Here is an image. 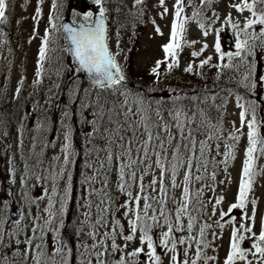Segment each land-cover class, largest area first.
Listing matches in <instances>:
<instances>
[{
  "label": "rangeland",
  "instance_id": "obj_1",
  "mask_svg": "<svg viewBox=\"0 0 264 264\" xmlns=\"http://www.w3.org/2000/svg\"><path fill=\"white\" fill-rule=\"evenodd\" d=\"M52 2L53 0H42V3L40 0H10L6 13L7 20L0 24V221H4L2 226L9 233L18 230L16 222H19V229H23L25 234H30L33 217L39 216L41 223L48 218L44 209L48 205L49 198L57 208L59 207L57 200L58 196L62 195L65 181L59 177L54 181L51 174L60 170L63 158L61 152L64 142L63 130L65 125L71 123L73 144L77 152L74 163L69 169L73 191L62 217L63 226L60 227L61 217L58 216L52 227L54 229L59 227L61 239L72 248L70 264H80V253L83 251L81 245L92 243L88 234L92 231V224L97 218L95 205L99 200L98 196L88 195L89 185L83 181L86 176L93 175L94 169L87 165L94 164L98 168L105 158L103 151L97 156V152L93 150L102 149L105 146L104 141L87 135L92 125L85 117L94 119L93 113L100 110L97 106L89 109L87 105L90 102L98 100V103L103 104L107 110L113 102L120 104L124 100L121 93L128 92L132 94L129 96L130 103L140 96L152 102V107L155 109L157 102H160L165 117L175 102L194 119L195 123L192 125L194 134L196 127L203 121L205 124L222 125L224 129L222 135L227 138L228 133L233 130V123L235 127H240L241 109L237 107V95L245 98L242 103L246 101L257 103L258 117L264 119V101L259 98V95L264 93V87L258 84L253 91L244 86L245 67L241 58H234L231 61L233 65H240L238 69L214 66L229 62L227 56L220 60L219 54L215 51L217 36L214 30L222 29L219 33L222 51L234 52L236 36L231 25L225 23V18L231 14L232 20L239 21L240 26L243 27L244 18L250 16L247 10L241 13L231 7L233 4H239L240 0H211L210 4H204L202 0H186L184 15L191 17L192 13L202 11V22L213 30L205 36L204 29L199 27L201 18L189 19L186 25L187 31L182 37V49L178 50L179 66L169 72L167 64H161L159 77L151 70L157 60L165 58L163 45L170 39L172 6L175 0H165L169 11L163 16L161 13L164 9L159 0H144L140 5H135L134 0H104L103 6L107 10L108 46L125 76L122 84L116 86L115 95L112 94V89L95 87L81 78L67 55L63 36L60 33V24L66 17L74 22L85 23L83 17L91 12L92 19L86 23H92L93 18L98 16L101 5H84L83 0H59L58 11L52 13ZM38 6L41 15L37 23L33 17L36 16ZM187 8L190 9L188 14H186ZM50 14L53 15L56 29L50 26ZM217 16L219 19L216 18ZM157 26L162 35L156 32ZM259 29L260 26L257 25L254 30L258 32ZM46 30L50 32L48 52L38 78L36 72L39 66V49ZM226 37L230 39V44L225 42ZM185 40L188 43H184ZM193 41L194 44L191 43ZM256 43L258 46L255 48L254 56L249 57L258 70L254 71L253 79L264 75V46H259V41ZM204 44L208 47L203 53L193 57L192 52H200ZM208 57H212L210 63L200 68V61ZM190 63L193 65V72H185L184 69ZM37 79L39 83L35 82ZM177 97L179 100L176 99ZM66 111L69 112L68 118L64 115ZM200 113L203 115L201 116ZM151 115L152 119L159 123L154 110ZM104 123L106 121L100 124L101 134ZM243 131L245 135L236 144V158L229 160L227 171L225 165L221 163L224 160V142L219 141L220 149L217 154L215 149L217 141H209L211 151L208 159L214 162L208 166L206 173L208 178L193 186L204 189L202 201L206 207L201 222L206 221L213 225L207 230V237L212 242V246L206 252L207 255L216 257L214 264H223L229 250L233 224L227 223L229 217H225L221 221L225 225L221 230L215 221L220 220V211L227 212L229 206L236 202L247 147L246 126ZM207 135V132L202 131L197 138L205 140ZM261 135H264V127L261 128ZM228 143L233 141L229 140ZM57 156L61 157L60 161L54 159ZM255 165L258 171L264 169V155H260L255 160ZM201 171L203 172V169ZM213 171L216 173L214 181L211 179ZM182 178L183 169L177 182L182 181ZM22 179L26 183H22ZM107 179L113 211L105 215L109 221L112 218L120 219L127 231V221L122 215L124 209L120 208L126 197L117 190L114 166ZM150 179L151 176L145 177V183ZM92 187L99 189L101 184L97 181ZM53 188L56 189L57 195H53ZM133 191L135 192V188ZM174 195L178 199L180 189H175ZM220 196H223L224 200L216 206V214L213 215V205ZM253 199L256 201L254 231L258 234L261 222L264 220V172H260L254 178L249 201ZM12 205H16L20 210L17 220L9 217ZM172 207L174 208L175 205L173 204ZM246 211L248 215L252 214L250 202ZM85 213H90V216L86 217ZM231 215L235 216V226L238 227L242 210H233ZM105 230L100 228L101 233ZM196 232L198 226L193 234L195 235ZM213 232L219 238L213 240ZM54 236V232H49L45 237L49 252L55 245ZM117 242L123 244L120 238ZM137 246L138 241H134L125 251H131ZM250 246L251 241L248 240L242 244L245 248ZM19 247L22 248L23 245ZM16 248L14 240L6 237L3 246H0V257L8 259H0V264H9V262L21 264V258L13 256ZM157 252L161 255L163 264H170L171 253L164 255L159 248ZM119 255L120 253H116L114 256H107L108 264H114ZM249 259L253 258L250 256ZM28 264H31L30 260ZM139 264H144L143 256L140 257ZM237 264H243V261H238ZM253 264H257V261L253 260Z\"/></svg>",
  "mask_w": 264,
  "mask_h": 264
},
{
  "label": "snow or ice",
  "instance_id": "obj_2",
  "mask_svg": "<svg viewBox=\"0 0 264 264\" xmlns=\"http://www.w3.org/2000/svg\"><path fill=\"white\" fill-rule=\"evenodd\" d=\"M42 3V0H40ZM104 0H95L99 8V14L92 23L86 21L92 19V13H87L83 19L85 23L78 27L63 26L71 42L72 51L79 65V69L86 70L92 75L94 86L102 89H112L115 95L116 86L122 84L125 80L122 69L116 62L115 56L110 52L105 22L107 19L106 8L103 6ZM144 0H134L135 5H140ZM164 11L161 16L168 13L169 9L165 0H159ZM204 4H210L211 0H202ZM10 0H0V24L7 20L6 10ZM59 7V0H53L52 13H56ZM173 19L171 22V32L169 42L163 45L165 53L164 60H157L152 73L159 77L161 64H167V70L172 71L174 67L179 66L178 50L182 49V37L186 33V25L189 19L201 18L199 27L204 29V35L209 34L210 27L202 22V11L192 13L191 17L184 15L186 0H175L173 4ZM231 7L236 11L243 13L247 10L250 16L244 18L243 27L239 21H233L231 14L225 18V23L231 25L236 36L235 51L224 52L221 49L219 33L222 29L214 30L217 40L214 45L215 51L219 54V59L228 57L227 64L214 65L217 68H229L240 65H233L231 61L234 58H241L245 67L243 75L244 86L250 90H255L259 84L264 87V75L258 79H253L255 69L253 61L249 57L254 56L255 48L264 46V0H240L239 4H233ZM41 15V9L38 6L36 16L33 19L38 23V17ZM215 15V14H214ZM219 19V17H216ZM49 23L52 29H56L53 15H49ZM155 23V21H153ZM259 25V31L255 27ZM156 32L161 34L160 28L156 27ZM48 30L42 39L39 49V61L36 75L39 78L43 69V62L46 59L49 45ZM243 36V39H241ZM184 43H188L186 40ZM192 44L195 41L191 42ZM208 47L204 44L200 52H192L193 57L200 56ZM169 57L171 61L169 62ZM212 57L201 60L199 67L208 65ZM185 72H193V65L190 63ZM39 83V79L35 81ZM19 91V89L17 90ZM78 94V92H77ZM124 100L120 104L113 102L111 107L105 110L103 104L90 102L87 107H99V111L94 112V119H85L92 125L87 133L90 138H98L104 141L102 149H93L97 152L103 151L105 158L100 162L97 168L94 164H88L87 167L93 168V175L86 176L84 183L89 185L88 195L98 196L99 200L95 207L97 218L92 224V231L88 234L92 240L90 245H81L83 251L80 253V264H108L107 256H114L120 253L114 264H139L141 256L144 257V264H163L162 257L157 249H161L164 255L169 256L170 264H210L216 261L215 256L207 255L206 250L212 246V242L207 237V230L212 228V224L201 222L202 213L205 205L202 201L203 188H194L197 182L204 181L208 166L213 161L208 159L211 151L209 141H217L215 149L219 154L220 143L224 142L225 152L224 160L221 161L227 165L229 160L236 158V144L239 143L242 136L245 135L243 129L247 127V147L244 153L241 174L238 184V193L236 202L232 203L227 212L220 211V220L215 224L223 230L224 223L221 221L229 217L227 223H232L233 228L230 236L229 250L223 261V264H237L243 261V264H264V220L261 222V228L257 234L255 228L256 201H249V194L252 191L254 178L264 172L256 169L255 160L260 155H264V135H261V128L264 127V119L258 117V105L253 101L241 102L244 97L237 95V107L241 109L239 113L240 127H235L228 133L227 138L223 137V127L217 124H205L203 121L196 127V134L193 133L192 125L194 119L180 105L174 102L172 108L168 110L167 117L164 115L163 106L157 102L155 109L152 102L143 97L137 96L132 102H129L128 92H122ZM179 100V97L176 98ZM195 99V98H193ZM155 111L159 118V123L152 119L151 113ZM65 118L69 117V112H65ZM202 116L203 114L200 113ZM135 118V119H133ZM103 134H101V122H105ZM205 131L208 133L205 140H200L197 135ZM64 142L61 146L63 153L62 163L58 172H53L51 178L55 181L57 177L65 181L62 195L58 196L57 203L59 207L49 198L48 205L44 209L47 219L41 223L39 216L33 217L30 234H25L23 229L15 232H7L3 228L4 221H0V246H3L5 238L14 240L17 246L13 256L21 258V264H70L72 257V248L68 246L60 237L59 227L53 228L56 218L59 216L60 227L63 226V214L67 209L68 201L71 199L73 185L72 175L69 169L74 163V157L77 152L73 144V127L71 123L64 127ZM164 133L165 135H162ZM233 143H228V141ZM91 143V139L89 141ZM167 145V146H166ZM159 149V150H157ZM60 161L61 157H54ZM116 169L117 190L125 195V201L120 205L124 209L123 218L127 221V231L125 225L120 219L112 218L109 221L105 215L113 211L111 203L112 197L108 191V174L112 167ZM183 169V178L179 183L178 176ZM203 169V172L201 171ZM27 170V166H26ZM139 173V175H138ZM151 176L150 181L145 183V177ZM215 171L211 174V179L215 180ZM44 179V177H38ZM101 184L99 189L92 187L95 183ZM22 183H26L22 179ZM135 188V192L133 189ZM180 189V196L177 199L174 190ZM214 190V189H213ZM53 195H57L56 189L52 190ZM154 193V194H153ZM224 200L223 196L216 198L212 208V214H216V206ZM252 204V214H247V205ZM175 205L173 208L172 205ZM91 207V205H89ZM5 207L7 205L5 204ZM233 210H242L239 226H235V216H232ZM90 216V213H85ZM198 226V232H193ZM100 228H105L100 232ZM49 232H54L55 245L49 252L45 237ZM180 233V235H177ZM23 236V238H21ZM120 238L123 244L117 242ZM219 238L216 233H212V239ZM251 241L250 247H242L244 241ZM138 241V246L131 251H125L129 244ZM23 245L20 248V245ZM253 259H249V257ZM7 260V257H0ZM11 264V262H9Z\"/></svg>",
  "mask_w": 264,
  "mask_h": 264
},
{
  "label": "water",
  "instance_id": "obj_3",
  "mask_svg": "<svg viewBox=\"0 0 264 264\" xmlns=\"http://www.w3.org/2000/svg\"><path fill=\"white\" fill-rule=\"evenodd\" d=\"M83 1H84L86 4H95V0H83ZM188 12H189V10L187 9V10H186V13L188 14ZM95 19H96V18H95ZM79 24H81V22H78L76 25H73V24L70 23L67 19H65V20L62 22V24H61V32L64 34L65 42H66L67 49H68V53H69L70 57L72 58L74 64L77 66V68H79V65H78V63H77V61H76V58H75V56H74V54H73V51L71 50L73 46L71 45V42H70V40H69V38H68V34H67V32L64 30V27H63V26L78 27ZM105 27H106V23H105ZM226 41H228V39H227ZM79 70H80V72H81L82 77H83L86 81H88V82H90L91 84L94 85V80H93L92 75L89 74V73H88L86 70H84V69H79ZM261 97L264 98L263 95H261ZM12 210H13V211H11L9 215H10V217H11L12 219L15 220V219H17V217H18V215H19V210H18L15 206H12Z\"/></svg>",
  "mask_w": 264,
  "mask_h": 264
}]
</instances>
